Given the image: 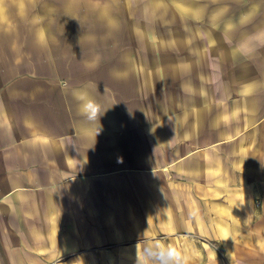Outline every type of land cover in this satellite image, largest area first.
Listing matches in <instances>:
<instances>
[{"label":"crops","instance_id":"obj_1","mask_svg":"<svg viewBox=\"0 0 264 264\" xmlns=\"http://www.w3.org/2000/svg\"><path fill=\"white\" fill-rule=\"evenodd\" d=\"M157 244L264 264V0H0V264Z\"/></svg>","mask_w":264,"mask_h":264},{"label":"clouds","instance_id":"obj_2","mask_svg":"<svg viewBox=\"0 0 264 264\" xmlns=\"http://www.w3.org/2000/svg\"><path fill=\"white\" fill-rule=\"evenodd\" d=\"M225 12L223 7L214 9L211 18L221 17ZM110 29L116 30L118 22L114 19L109 24ZM73 99L78 104V110L82 117L88 121H95L99 115L98 104L83 89H73L71 92ZM118 163L123 159L118 158ZM135 264H187L186 254L182 250L164 244L150 245L147 249L138 251Z\"/></svg>","mask_w":264,"mask_h":264}]
</instances>
